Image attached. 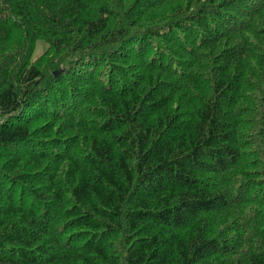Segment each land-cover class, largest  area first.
Here are the masks:
<instances>
[{
	"label": "trees",
	"instance_id": "1",
	"mask_svg": "<svg viewBox=\"0 0 264 264\" xmlns=\"http://www.w3.org/2000/svg\"><path fill=\"white\" fill-rule=\"evenodd\" d=\"M0 264H264V0H0Z\"/></svg>",
	"mask_w": 264,
	"mask_h": 264
},
{
	"label": "rangeland",
	"instance_id": "2",
	"mask_svg": "<svg viewBox=\"0 0 264 264\" xmlns=\"http://www.w3.org/2000/svg\"><path fill=\"white\" fill-rule=\"evenodd\" d=\"M46 47H47V45L43 41H39L36 44V48H35V51H34L33 56H32V62L37 60L38 57H40L44 53V51L46 50Z\"/></svg>",
	"mask_w": 264,
	"mask_h": 264
},
{
	"label": "water",
	"instance_id": "3",
	"mask_svg": "<svg viewBox=\"0 0 264 264\" xmlns=\"http://www.w3.org/2000/svg\"><path fill=\"white\" fill-rule=\"evenodd\" d=\"M59 72H60V71H58V72H55V73H54V75H55V76H57V75L59 74Z\"/></svg>",
	"mask_w": 264,
	"mask_h": 264
}]
</instances>
